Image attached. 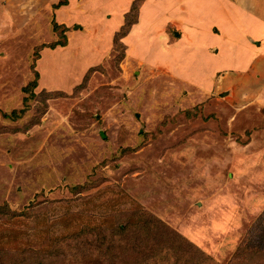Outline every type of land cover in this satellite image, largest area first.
Instances as JSON below:
<instances>
[{"label":"rangeland","instance_id":"obj_1","mask_svg":"<svg viewBox=\"0 0 264 264\" xmlns=\"http://www.w3.org/2000/svg\"><path fill=\"white\" fill-rule=\"evenodd\" d=\"M59 1L0 0V264L143 262L116 230L138 213L213 263L264 264L236 255L264 211V52L240 63L241 12L198 45L187 0Z\"/></svg>","mask_w":264,"mask_h":264},{"label":"trees","instance_id":"obj_2","mask_svg":"<svg viewBox=\"0 0 264 264\" xmlns=\"http://www.w3.org/2000/svg\"><path fill=\"white\" fill-rule=\"evenodd\" d=\"M68 0L59 1L55 8H60L61 6L67 5ZM135 6L133 5L132 10L127 13V23L123 27L122 36H125L129 33L134 23L137 22V18L134 21H129V16L133 12ZM57 24V23H56ZM58 25V24H57ZM65 46L66 43L56 42L54 45L49 47L56 48L57 46ZM38 73V72H37ZM38 75V74H37ZM37 86V81L34 82L33 87ZM135 222L126 226H118L116 228L117 233L120 235H133L135 237L132 247L127 248L129 254H134L135 252L140 255L139 252L145 253L148 252V255H143L145 260H136L137 258H132L130 256V262L126 264H218L213 263L211 257H209L204 251H202L197 245L193 244L186 238H184L180 233L170 228L168 225L159 221L153 216H146L144 213H138V217L134 218ZM259 234V235H258ZM98 235V234H97ZM258 235V237H257ZM157 236L165 237L166 241L158 240ZM264 240V211L259 218L257 224L253 229L248 233V236L242 242V245L237 249V256L239 258L246 257L249 252L262 253L264 250L260 249L261 243ZM109 242L106 249H104V242ZM113 242V243H111ZM101 248V251H104L105 254L111 258L119 257L117 251L122 250L126 246L125 244H116L114 239H103V243L98 244ZM141 247L143 251L136 250L135 247ZM264 249V247H263ZM106 250V251H105ZM124 255V253H123ZM250 258V257H249ZM149 259V260H148ZM149 261V262H148ZM117 264H121L118 261Z\"/></svg>","mask_w":264,"mask_h":264},{"label":"crops","instance_id":"obj_3","mask_svg":"<svg viewBox=\"0 0 264 264\" xmlns=\"http://www.w3.org/2000/svg\"><path fill=\"white\" fill-rule=\"evenodd\" d=\"M169 1L160 0V2L165 3V5L163 6L164 8H160V6L157 7L153 15L157 17L159 15L165 16L170 14L171 9H169L170 7H168V4L171 3V1ZM243 1L245 2V0H187V2H185L183 6L185 7L184 11L182 12L184 13L183 16L185 18H190V35L192 37H195V39L198 41V45H200L201 41L199 40V38L202 25L207 20L209 23H216L221 31L226 33V31L231 30L230 27H228L229 24L225 25V23L229 21L228 12H233V10H235L236 12H241L242 17L246 22L245 32L242 30V34H240L239 37H236L234 41L238 43L239 41H243L242 48L245 49L244 51H248L251 53V55L246 56V62L242 60V62H240L241 64L252 62L256 58V56L264 52V43L262 42L264 40V0H260L258 2L260 4V11L257 13L247 11L246 7L243 5L244 3H242ZM246 2L249 1L246 0ZM170 6L172 7V9L175 7L174 1L172 4H170ZM176 10L172 13H175ZM224 15L227 16L225 17ZM259 42H261L262 44H259ZM204 44L202 43V47H200L201 50L197 49L196 51L193 50L192 52L195 53V56L197 58H199V61L201 60L206 62V60H213L216 64L217 59H215L213 55H210L208 53L206 55L204 54L205 57H198V53H201V51L203 52V50H205V47H203ZM226 63L230 62L227 60Z\"/></svg>","mask_w":264,"mask_h":264}]
</instances>
